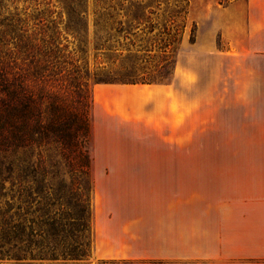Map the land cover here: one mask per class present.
Listing matches in <instances>:
<instances>
[{"label":"trees","instance_id":"obj_1","mask_svg":"<svg viewBox=\"0 0 264 264\" xmlns=\"http://www.w3.org/2000/svg\"><path fill=\"white\" fill-rule=\"evenodd\" d=\"M60 1L63 30L86 54V0ZM102 4L94 0L93 57L115 65L122 55L118 36L126 39L124 26L136 18L119 13L121 7L112 14ZM54 23L48 37L45 30L29 32L15 21L2 24L14 37L5 43L12 45L6 56L0 55V264H66L86 260L93 250L90 72L64 53L67 46ZM167 46L161 45L162 52ZM163 62L165 71L169 62ZM139 69L120 64L112 72L101 65L92 76L108 84L153 83L137 78Z\"/></svg>","mask_w":264,"mask_h":264},{"label":"rangeland","instance_id":"obj_2","mask_svg":"<svg viewBox=\"0 0 264 264\" xmlns=\"http://www.w3.org/2000/svg\"><path fill=\"white\" fill-rule=\"evenodd\" d=\"M230 1L103 0L102 5L112 14L121 7L119 13L136 18L129 27L124 26L127 38L123 39V34L118 36L122 55L112 65L100 64V59L93 57L94 0H86L84 4L89 22L86 54L77 51L76 42L63 30L66 14L60 0H0V55L6 56L12 45L5 43L14 37L3 32L2 24L15 21L17 27L24 26L29 32L45 30L48 37L54 31L51 22H55L56 30L61 32V45L67 46L64 53H70L69 58H79L82 71L87 68L90 72L87 83L92 98L91 176L98 165L112 163L264 165V85L260 75L264 57H237L234 48L215 30V17L220 18L219 10ZM162 44H168L165 52L160 48ZM164 59L169 62L165 71L161 69ZM134 63L140 68L136 70L137 78L151 79V85L171 84L175 72L191 73L190 85H179L189 100L187 138H170V129L161 123L156 129L126 123L129 116L121 109V103L112 101L104 109L102 102L94 99L96 90L125 85L94 79L92 73L99 66L105 65V69L113 72L118 71L120 64ZM164 118L161 119L165 121ZM94 238L95 231L93 250L86 260L66 264H102L111 260L119 264H147L152 260L163 264H202L196 260L107 257V253H98Z\"/></svg>","mask_w":264,"mask_h":264},{"label":"crops","instance_id":"obj_3","mask_svg":"<svg viewBox=\"0 0 264 264\" xmlns=\"http://www.w3.org/2000/svg\"><path fill=\"white\" fill-rule=\"evenodd\" d=\"M219 15L213 26L237 57H264V0H231ZM190 74L175 72L168 85L105 87L104 109L117 101L129 116L126 123L155 129L161 123L170 138H187L189 100L179 85L189 86ZM260 75L264 85V70ZM96 168L92 226L98 253L264 264V165L112 163Z\"/></svg>","mask_w":264,"mask_h":264},{"label":"bare ground","instance_id":"obj_4","mask_svg":"<svg viewBox=\"0 0 264 264\" xmlns=\"http://www.w3.org/2000/svg\"><path fill=\"white\" fill-rule=\"evenodd\" d=\"M105 91L103 90H96L94 92V99H96L97 102L101 101L104 107V97H105Z\"/></svg>","mask_w":264,"mask_h":264}]
</instances>
